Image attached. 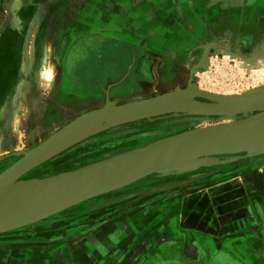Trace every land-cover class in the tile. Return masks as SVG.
I'll return each mask as SVG.
<instances>
[{
  "label": "rangeland",
  "instance_id": "rangeland-1",
  "mask_svg": "<svg viewBox=\"0 0 264 264\" xmlns=\"http://www.w3.org/2000/svg\"><path fill=\"white\" fill-rule=\"evenodd\" d=\"M158 2V6L164 4L166 7L167 2L179 5L180 10L157 11L158 25H150L155 10L146 12L140 8L144 0L141 4L138 0H121L117 8L112 3L100 8L95 0H52L51 4H41L30 25L11 26L24 36L23 55L19 79L8 105L0 113V157L30 150L70 121L109 104L124 105L179 89L235 95L264 87V44L250 43L242 49L238 36L224 27L210 32L208 9H203L207 3L196 0ZM21 7H5L3 20L16 17ZM89 34L109 36L131 45L136 59L132 67L134 62L135 67L127 68L114 80L115 84L105 81L98 89L83 87L77 82L69 85L63 74L67 51L77 39ZM29 59H32L30 66ZM65 88L73 92L66 101L63 100ZM186 118L166 115L135 122L134 129L124 125L106 131L115 133L104 140H113L126 148L121 146L101 157L83 155L81 149L90 151L93 144L103 140L98 136L106 132L97 134L85 142L90 147L81 144L79 148L78 145L70 148L20 181L42 180L74 171L106 157L212 124L190 122ZM146 130L159 134L145 137L147 139L135 138ZM128 131L132 132L122 135ZM116 134L121 136L110 138ZM243 155L216 156L208 160L211 165L181 174L151 175L45 220L2 233L0 264H122L128 261L140 264L139 259L148 255L153 262L148 260L141 264H154L172 255L195 260L198 253H205L201 246L205 242L218 243L215 247L226 252L228 244L225 243H229L231 235L226 231V216L232 214L225 213L227 203L224 199L220 196L217 199L210 193L212 189L224 187L226 179L238 176L242 165L257 161V157L242 158ZM20 157L2 160L0 173ZM181 179H188V182L180 184ZM232 183L241 189V182L232 180ZM119 195H132L127 201L123 200L125 211L111 218L92 217L95 209H91V205L102 203V208L109 207L113 203L102 200L116 199ZM197 215L206 217L201 230L196 222ZM234 223L236 229L242 227L239 219H234ZM121 233L131 236L113 255V245L119 237H124ZM194 233L196 238H192ZM188 237V243L196 240L197 245H191L194 249L188 244L184 248L175 247ZM221 242L223 244H219ZM150 245L155 248L142 256L143 250ZM98 249L103 255H99ZM106 252L113 256H105ZM84 253L91 258L85 261L84 257L80 261L78 258Z\"/></svg>",
  "mask_w": 264,
  "mask_h": 264
},
{
  "label": "water",
  "instance_id": "water-1",
  "mask_svg": "<svg viewBox=\"0 0 264 264\" xmlns=\"http://www.w3.org/2000/svg\"><path fill=\"white\" fill-rule=\"evenodd\" d=\"M166 115L212 124L106 157L74 171L42 180L20 181L97 134ZM158 134L149 132L135 138ZM239 154H244L242 158L264 155V87L235 95L183 89L124 105L109 104L70 121L30 150L0 157L1 162L21 155L0 173V234L45 220L151 175L181 174L211 165L208 160L216 156Z\"/></svg>",
  "mask_w": 264,
  "mask_h": 264
},
{
  "label": "flooded vegetation",
  "instance_id": "flooded-vegetation-1",
  "mask_svg": "<svg viewBox=\"0 0 264 264\" xmlns=\"http://www.w3.org/2000/svg\"><path fill=\"white\" fill-rule=\"evenodd\" d=\"M42 3L51 4L52 0H16V1L0 0V57L2 58V59L0 58L1 61L0 68L1 66H2L1 69H3V66L4 68H7V70L3 69V72L2 70L0 71V96H1L0 113H3L5 107L8 105L12 90L16 85L15 84L16 81L19 79L20 67H21L20 65L23 55L24 36L21 32L15 29L16 27L15 28H10V27L17 25H23V26L30 25L34 20V16ZM101 5L102 6H100V8L104 7L103 4ZM17 6L19 7L22 6V7L16 13V17L13 18L11 16L10 19L3 20V15H4L3 12L5 7H10L13 9ZM249 42L250 41L243 39L239 41L240 43L239 45H241L240 47L243 49L247 47L245 45L246 44L248 45ZM14 58H17V60H14ZM133 60H136L134 59V50L131 47V45H129L128 43H125L119 39H115L109 36H102L100 34H89L86 36H82L80 39H77L75 43L71 44V46L67 51L66 60L64 62V69H63L65 82H68L69 85L73 84L74 82L75 83L77 82L79 83V85L81 84V86L83 87L90 86L92 88L94 87V89H98V87H101L102 83H104L105 81H112V84H115L114 80H117L116 78H118L122 73H124L127 68L132 67ZM2 61L4 64L2 63ZM9 62H11V64ZM16 62L17 64L15 65ZM9 64L13 66L11 67ZM134 67H135V62L132 69ZM10 69H12L11 71L14 72H10ZM1 77L3 79H1ZM4 86H7L6 89L4 88ZM1 93L3 95H1ZM72 93L73 92L71 88L70 89L65 88L63 91L64 94L63 100L64 101L69 100L68 97L69 95L71 96ZM132 124L135 123L127 124L126 126L129 125L130 127H126V128L134 129V126ZM154 131L155 130L141 131L140 134H147L149 132H154ZM113 133L106 132L104 135L102 134L98 136V138L103 139L104 137ZM128 137L130 138V136ZM142 139H147V138L144 137ZM113 142H114L113 140L98 141L97 143L93 144L91 147L88 146L87 143H85L84 145L86 147H90L91 150L85 152L84 149L83 150L81 149V152H83L82 153L83 155H93V156L101 157L106 154H110L114 149L120 148L121 146L126 148V146H124L123 144H115ZM79 147H81V144L78 145V148ZM181 180L182 181H180L179 183L188 182L187 181L188 179L186 180L181 179ZM131 196L132 195H127V196L119 195V197H116V199L107 200V201L103 199L102 200L103 203L105 202L113 203L111 206L105 208L101 207L102 203H99L95 206L91 205V209L92 208L95 209L93 210L95 214H92L93 215L92 217L111 218L116 216L118 213L125 211V207H123V205H125L126 203L123 202V200L129 199ZM98 211L100 213L96 215V212ZM195 234L196 233H194V235ZM199 234H201V232H199ZM121 235L124 234L121 233ZM130 236L131 235L129 236L124 235L122 239L119 237L118 242L115 245H113L115 249L113 251V255L117 251H120V247L123 245L124 242H126L129 239ZM112 237H110L111 240L114 239V237L113 238ZM188 240H190L189 237L180 240L178 245H175V247L178 246L184 248L185 245L188 244L190 245V248L194 249L195 247L194 246L191 247V245H197L196 242L188 243ZM205 243L204 245L207 248L209 246H216L218 244V243H208V242L206 244ZM219 244H223V243L221 242ZM154 248L155 247H153L152 245H150V247L148 246L145 250H143L144 253L142 252L143 253L142 256L144 255L146 256L150 254V251H152V249ZM97 252L99 253V255L101 254L103 255L102 253L103 251L101 249H98ZM113 255L111 254V252L108 253L106 252L105 254V256H113ZM224 255H225L224 253H219V251L212 253L210 255L208 252H205L204 254L198 253L195 260L184 258V256L181 257V256L172 255V256L163 257V259L158 260V262L154 264H218V262L221 264H231L232 260L230 258H222V256ZM84 257L86 258L85 261L91 258L89 254L84 253L82 254V256L80 255L78 259L81 261L83 260L82 258ZM148 258H150V255L144 258H140L139 262L141 261L142 263L148 260L152 261V258L150 259Z\"/></svg>",
  "mask_w": 264,
  "mask_h": 264
},
{
  "label": "crops",
  "instance_id": "crops-1",
  "mask_svg": "<svg viewBox=\"0 0 264 264\" xmlns=\"http://www.w3.org/2000/svg\"><path fill=\"white\" fill-rule=\"evenodd\" d=\"M119 1L121 0H95L98 6L112 3L115 8ZM196 1L207 3L203 9H208L210 32L224 27L229 33L236 34L239 40L246 39L250 41L249 44L257 43V46L264 44V0ZM138 2L141 4V0ZM142 4L139 6L146 12L155 10L150 25H158L159 20L155 18L158 16L157 11H162L164 8L180 10L179 5H173L170 2L166 3V7L164 4L158 6V0H144V5ZM241 171L238 176L226 179L224 187L212 189L210 193L217 199L220 197L224 199L227 203L225 213L231 212L232 214V216H226V231L231 234L228 238L229 243L226 242L228 244L226 252L215 246L208 248L204 244L201 246L209 255L217 251L223 252L225 255L222 258H230L231 264H264V155L257 157V161L253 164L242 165ZM232 180L241 182V189L235 188ZM238 206L239 208H237ZM195 217H199L196 222L198 229L201 230V225L206 224V217L198 215ZM210 217L215 218L213 215ZM234 219H239L242 225L240 229H236ZM204 226L202 225V227ZM192 238H196L195 235ZM122 264L130 263L128 261Z\"/></svg>",
  "mask_w": 264,
  "mask_h": 264
},
{
  "label": "bare ground",
  "instance_id": "bare-ground-1",
  "mask_svg": "<svg viewBox=\"0 0 264 264\" xmlns=\"http://www.w3.org/2000/svg\"><path fill=\"white\" fill-rule=\"evenodd\" d=\"M15 1H16V0H15ZM9 5H10V4H9ZM9 5H8V6H9ZM9 38H10V37H9ZM6 40H7V39H6ZM10 42H11V41H10ZM10 47H11V45H10ZM13 52H14V51H13ZM0 58H1V57H0ZM30 58H31V57H30ZM1 59H2V58H1ZM3 59H4V58H3ZM14 60H17V58H14ZM14 60H13V61H14ZM204 60H205V59H204ZM28 61H29L28 64H29V66H30V65L32 64V59H29ZM205 61H206V60H205ZM0 62H1V61H0ZM2 63H3V61H2ZM9 63L11 64V62H9ZM3 64H4V63H3ZM7 64H8V63H7ZM7 64H6V65H7ZM10 64H9V65H10ZM16 64H17V62L15 63V65H16ZM10 66H11V65H10ZM12 66H13V65H12ZM12 66H11V67H12ZM5 67H7V66H5ZM1 68H2V66H1ZM1 68H0V71L2 70V72H3V69L7 70V68H4V66H3V69H1ZM11 70H12V69H10V72H14V71H11ZM4 73H5V72H4ZM7 74H8V73H7ZM13 74H14V73H13ZM3 75H4V74H3ZM8 76H9V75H8ZM8 76H7V77H8ZM3 77H4V76H3ZM1 79H3V78L1 77ZM4 80H5V79H4ZM5 82H6V81H5ZM7 82H8V80H7ZM2 84H4V83H2ZM7 84H8V83H7ZM8 85H9V84H8ZM1 86H2V85H1ZM6 87H7V86H4L5 89H6ZM190 87H191V86H190ZM190 89H194V88H190ZM179 90H180V89H179ZM179 90H177V91H179ZM173 92H175V91H173ZM1 95H3V94L1 93ZM0 97H1V96H0ZM24 97H25V95H24ZM21 103H22V102H20V107H21ZM75 243H76V242H75Z\"/></svg>",
  "mask_w": 264,
  "mask_h": 264
}]
</instances>
